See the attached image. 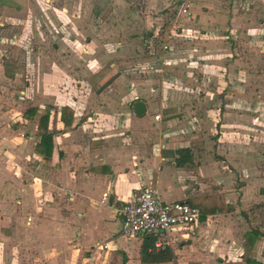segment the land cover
<instances>
[{"label": "crops", "instance_id": "obj_1", "mask_svg": "<svg viewBox=\"0 0 264 264\" xmlns=\"http://www.w3.org/2000/svg\"><path fill=\"white\" fill-rule=\"evenodd\" d=\"M215 4L194 0L199 30L216 21ZM227 17L230 26L211 27L238 31V16ZM10 40H0V264H264V155L230 127L241 117L231 122L232 105L218 121L217 104L199 97L212 92L200 81L184 94L189 101L175 103L170 91L153 102L152 87L115 86L126 75L115 67L94 70L96 86L81 78L84 90L55 85L57 75H73L64 66L37 71L38 82L26 86L35 71L24 70ZM182 148L192 158L178 166ZM144 185L170 201L217 195L228 211L208 214L193 235L172 231L173 260L143 263L144 236L122 234L118 209Z\"/></svg>", "mask_w": 264, "mask_h": 264}, {"label": "rangeland", "instance_id": "obj_2", "mask_svg": "<svg viewBox=\"0 0 264 264\" xmlns=\"http://www.w3.org/2000/svg\"><path fill=\"white\" fill-rule=\"evenodd\" d=\"M213 1L219 14L216 21L208 19L205 31L199 30V15L193 7L196 15L190 25L199 31L185 36L177 35L176 30L172 35L169 30L183 20L176 11L181 0H3L0 15H6L0 18V40L11 39L9 43L17 46L13 53L26 64L24 70L35 71L25 75L26 86L38 82L37 71L57 66L56 72L62 73L58 68L64 66L73 75H57L52 80L55 85L69 86L68 80L84 90L87 84L81 78L96 86L93 72L115 67L126 74L115 86L152 87L153 102L176 91L178 96H171L178 104L191 100L184 94L200 81L201 88L210 87L212 92L199 97H211L217 104L221 110L217 111L218 121L225 122V106L232 105L231 122L235 123L236 114L241 117L230 127L243 133L242 141L248 145L258 142L257 150L264 155V28L256 27L264 24V0ZM229 14L238 16V31L228 33L222 27L218 32L211 27L230 26ZM158 34L162 38L152 41ZM163 39L173 42L168 53L162 48ZM66 57L72 62L61 61ZM45 58H51L50 62ZM210 76H216L214 81ZM199 227L182 230L193 235Z\"/></svg>", "mask_w": 264, "mask_h": 264}, {"label": "built area", "instance_id": "obj_3", "mask_svg": "<svg viewBox=\"0 0 264 264\" xmlns=\"http://www.w3.org/2000/svg\"><path fill=\"white\" fill-rule=\"evenodd\" d=\"M178 5L177 15L183 20H177L174 26L170 27L172 35L174 30L178 32L177 35L185 36L199 31L190 25L191 19H195L192 9L194 1L181 0ZM160 38L162 37L158 34L152 41L155 42ZM172 44L162 40V48L166 53L172 49ZM118 213L122 216L123 235L128 237L156 235L157 250L171 246L172 231L195 228L201 223V210L198 206L184 200H166L160 190L151 185H144L134 190L119 207ZM28 220H31V217H28Z\"/></svg>", "mask_w": 264, "mask_h": 264}, {"label": "trees", "instance_id": "obj_4", "mask_svg": "<svg viewBox=\"0 0 264 264\" xmlns=\"http://www.w3.org/2000/svg\"><path fill=\"white\" fill-rule=\"evenodd\" d=\"M48 136L52 137L51 133ZM190 150L188 148H182L178 150L179 157L177 158L178 166H185L188 161L191 160V155H189ZM192 205H196L201 210V220L206 219L208 214L217 212V211H228V207L224 205V202L220 196L217 195H206L200 199H194L190 201ZM230 208V207H229ZM255 237V234H253ZM252 237L248 234V238L253 240ZM156 235H145L144 240L141 246V260L143 263H155L162 261H169L175 258L171 246H166L162 250H157L155 248ZM249 264H261L249 259Z\"/></svg>", "mask_w": 264, "mask_h": 264}, {"label": "water", "instance_id": "obj_5", "mask_svg": "<svg viewBox=\"0 0 264 264\" xmlns=\"http://www.w3.org/2000/svg\"><path fill=\"white\" fill-rule=\"evenodd\" d=\"M134 110L137 115H143L146 112V103L144 100L137 99L134 102Z\"/></svg>", "mask_w": 264, "mask_h": 264}]
</instances>
